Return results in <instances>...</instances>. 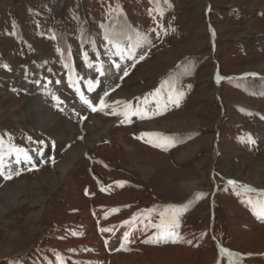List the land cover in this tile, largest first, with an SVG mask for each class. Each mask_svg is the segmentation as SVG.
Segmentation results:
<instances>
[{
	"label": "rangeland",
	"instance_id": "374dc122",
	"mask_svg": "<svg viewBox=\"0 0 264 264\" xmlns=\"http://www.w3.org/2000/svg\"><path fill=\"white\" fill-rule=\"evenodd\" d=\"M261 205L264 0H0V264H264Z\"/></svg>",
	"mask_w": 264,
	"mask_h": 264
},
{
	"label": "bare ground",
	"instance_id": "6f19581e",
	"mask_svg": "<svg viewBox=\"0 0 264 264\" xmlns=\"http://www.w3.org/2000/svg\"><path fill=\"white\" fill-rule=\"evenodd\" d=\"M121 93V92H120ZM127 94H132V93H127ZM120 95H122V94H120ZM123 96H124V94H123ZM132 96V95H131ZM38 98H33V99H29L28 98V100H26V107L28 108V110H29V112H30V117L28 118V116L26 117V119H30V120H32L33 122H35V127H36V125L41 129H43V130H45V129H47L48 127H50V124L52 123V122H54V123H56L57 122V119L55 118V116L54 115H52V114H50V112H48V111H42V109H43V105L37 100ZM127 99V98H126ZM107 104V103H106ZM19 117V116H18ZM18 117L17 116H14V121L15 120H18ZM20 118V117H19ZM60 118V117H59ZM25 119V120H26ZM29 120V121H30ZM13 121V122H14ZM21 121H23V119L21 118ZM20 121V122H21ZM15 122H17V121H15ZM95 122H96V126H95V128H94V126H92L91 128L95 131H98L99 129H101V123L98 121V120H95ZM161 122V121H160ZM156 122H153V123H149V124H147V127H150L151 125H153V124H155ZM180 124L181 125H183L184 123L182 122V121H180ZM17 125V124H16ZM32 125V124H31ZM71 125V124H70ZM93 125V124H92ZM52 127H53V125H52ZM56 127V126H55ZM54 127V128H55ZM159 127V126H158ZM167 128H171V130H173V129H176L175 127H168V126H166ZM34 128V127H33ZM51 128V127H50ZM57 128L59 129V137H60V139L61 140H65L66 139V141H67V139H68V134L70 133L69 132V129L67 128V126H65V125H57ZM146 128V127H145ZM152 128V127H151ZM163 128H165L164 126H163ZM181 128V127H180ZM72 129V128H71ZM57 130V129H56ZM72 131V130H71ZM69 132V133H68ZM102 131H99V132H97V134L95 135V136H97V138L94 140V141H98L99 140V138L101 139V137H105V131H103L102 133H101ZM102 134V135H100V136H98L99 134ZM54 134V133H53ZM91 134H92V132H91ZM89 135V134H88ZM90 137V136H89ZM92 137V136H91ZM107 137V136H106ZM58 139V138H57ZM98 139V140H97ZM119 139V138H118ZM93 141V142H94ZM92 142H90L88 145H84V147L85 148H88L89 150H93L94 149V151H91L92 152V154H94L95 152H96V148H92ZM94 145V144H93ZM88 146H91V148H89ZM120 146L122 147V149L124 148V143H123V141L122 140H120ZM82 148H83V146H81V147H79L78 148V150L77 149H70L71 151H70V153H69V155L67 156V161H64V163L63 162H61L60 164L59 163H56V168H57V176L56 177H52V178H48V180H47V178H45L44 180H43V183L42 184H44V185H46V186H53L54 187V184H56V183H62V181L64 180V178H65V176L67 175V171H68V169L71 167V163H72V159H74V158H76V156H77V153L79 154L80 153V150H82ZM127 154H128V156H129V158H130V160L132 161L133 160V153L130 151V150H127ZM98 155V154H97ZM95 158V157H94ZM74 161V160H73ZM58 164V165H57ZM43 174V173H42ZM46 176V175H45ZM51 176V175H50ZM38 178V176L36 177V179ZM123 178V177H122ZM39 179V178H38ZM43 179V178H42ZM13 181V180H12ZM24 182V181H23ZM40 182V181H39ZM10 184H11V182H10ZM13 184V183H12ZM25 184V183H24ZM78 184V183H77ZM11 186L12 185H9V186H6V187H4V189H5V192H7V191H10V190H17L18 189V187H19V185H16V187H14V185H13V187L11 188ZM54 190H50V193L51 192H53ZM68 191V190H67ZM4 192V193H5ZM50 193H49V195H50ZM64 193H65V191H64ZM41 194V193H40ZM66 194V193H65ZM64 194V195H65ZM65 196H67V195H65ZM67 197H69V196H67ZM49 198H51V196L49 197ZM45 200V199H44ZM43 200V201H44ZM42 201V202H43ZM83 201H84V203H85V199H82L81 200V203H83ZM91 201V200H90ZM35 202H37V201H35ZM86 203H87V201H86ZM47 204V203H46ZM40 206H44L42 203H41V205ZM50 206V205H49ZM40 209V208H39ZM37 210V209H36ZM43 210V209H42ZM5 213V212H4ZM87 213V212H86ZM39 214V212L38 211H36V212H32V211H30V214H29V218H31V219H34L35 218V216L36 215H38ZM27 220V219H26ZM23 226V225H22ZM25 228V227H24ZM30 228V227H29ZM21 231V230H20ZM10 236V238L8 239V241L10 240V241H13V239L16 237V236H18L19 235V232L18 231H12V232H10V233H8ZM32 236V235H31ZM31 239H33V238H31ZM114 259L116 260L115 261V264H123L124 262H121V259L120 258H118L117 256H114Z\"/></svg>",
	"mask_w": 264,
	"mask_h": 264
},
{
	"label": "snow or ice",
	"instance_id": "6c2138e0",
	"mask_svg": "<svg viewBox=\"0 0 264 264\" xmlns=\"http://www.w3.org/2000/svg\"><path fill=\"white\" fill-rule=\"evenodd\" d=\"M141 59H143V57H141ZM101 74H103V73H101ZM125 75H127V72H125ZM89 90H90V91L92 90V84H91V82L89 83ZM158 91H159V90H158ZM104 95L107 96L108 93L105 92ZM179 95H182V93H180ZM57 99H58V98H57ZM80 99H81L85 104H87V105L92 109V111H97V108H99V110L103 111L105 107H108V105L105 104V101H104L103 97L100 98V101H99V105H98V106H93L92 102H91L88 98H86L82 93H81V95H80ZM173 102L176 103V104L178 105L179 100L177 99V100H175V101H173ZM126 108H127V109H131V105H130V104H129V105H126ZM131 114H139V113H137V112H129V111H126V112L124 113V115H125L126 117H127L128 115H131ZM156 114H158V113H156ZM144 135H148V136H151V135L160 136L161 134H159V133H145ZM157 146H161V145H157ZM165 150H166V149H165ZM16 175H19V173H16ZM5 178H6V179H9V178H11V177L8 176V177H5ZM120 183H121V185L123 184V182H120ZM228 183H229V184H235L236 182L230 180V181H228ZM251 203H252V202L249 201V204H251ZM170 207H172V206H170ZM254 210H255V206H254ZM112 211H118V209H112ZM259 214H260L261 216H264V205H261V206H260V212H259ZM161 216H162L161 223H160V224H155V225H153V227H157V228H169V227H171V226H173V225L178 226V218H175V217H174L173 220L171 221V223H167V224H166V223H165V220H164V214L162 213ZM133 219H135V216L133 217ZM101 231H109V229H101ZM173 234L176 236L177 239L180 238V237L178 236V234H176V233H173ZM125 238H127V233L125 234ZM173 242H175V240H174ZM189 243H190V241H189ZM222 251H227V250L224 249V250H222Z\"/></svg>",
	"mask_w": 264,
	"mask_h": 264
},
{
	"label": "crops",
	"instance_id": "0c3cea01",
	"mask_svg": "<svg viewBox=\"0 0 264 264\" xmlns=\"http://www.w3.org/2000/svg\"><path fill=\"white\" fill-rule=\"evenodd\" d=\"M140 231H143V229H141ZM126 233H127V238H125V234ZM126 233L121 235V242L122 243L119 244V247L120 246H125L124 244H128V243H130L132 241H133V243H135L137 241H142V242L146 243L147 239L150 240L149 242L155 241L154 237H153V239L150 238L151 233L148 232V230L144 231L140 236L138 235L137 237H135L133 239L129 236V235H131L130 232H126ZM133 243H131V244H133ZM139 252H141V254L143 253L142 250H139ZM113 254H116V253H108L107 251H105V259H109V260H111V263H115L116 260L114 259V256H111ZM123 255H127V253L121 252V250H119V252H117L116 256L118 258L120 257V259H121V258H123ZM107 256H109V257H107ZM112 259H113V261H112Z\"/></svg>",
	"mask_w": 264,
	"mask_h": 264
}]
</instances>
